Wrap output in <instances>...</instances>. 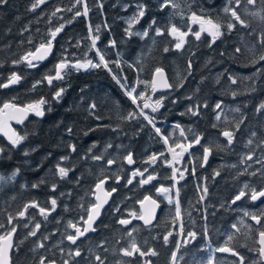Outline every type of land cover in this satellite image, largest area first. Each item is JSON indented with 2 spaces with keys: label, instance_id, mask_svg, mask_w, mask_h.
Here are the masks:
<instances>
[{
  "label": "trees",
  "instance_id": "1",
  "mask_svg": "<svg viewBox=\"0 0 264 264\" xmlns=\"http://www.w3.org/2000/svg\"><path fill=\"white\" fill-rule=\"evenodd\" d=\"M84 1L88 7L87 16L75 15L76 11H84L82 0L79 4L76 0H44V3H38V0H7L6 4L0 5V84L6 83L13 73L21 76L17 86L0 88V107L4 103L27 105L41 99L47 101L43 106L45 115L42 118L32 116L23 127L18 128L19 133L26 137L22 143L13 146L0 137V148L4 149L0 152V173L9 176L17 172L14 180L0 187V225L6 229L9 225L7 217L13 218L12 224H17L19 235L22 234V249L37 247L39 239H45V233H48L47 241L51 242V231L61 230L63 233L68 229L69 218L78 219L86 215L94 202L96 183L110 177V184L117 186L118 166L130 151L134 152L135 160L143 168L145 176L147 165L143 162L149 157L148 153L150 156L152 152L158 154L160 183H166L169 179L171 184L172 170L166 165L169 156L161 135L168 137L174 146L179 139L173 135L184 138L181 128L178 126L173 132L164 123H184L189 126L184 121L196 118L189 111L190 108L195 109L190 106L195 103V90L190 81L196 79L199 57L215 56L211 62L226 66L224 56L249 55L259 59L264 54L261 44L264 38V20L261 19V15H264V0H256L255 5L251 4L253 7L259 6L262 13L258 17L249 13L247 20L251 27L247 35L241 30L238 32L240 38L229 35L217 45L206 47H200L193 41L181 50L173 47L166 36H158L153 28L148 27L152 19L159 28L171 22V10L161 8L160 4L164 3L162 0H121L120 21H116V0ZM187 1L192 6L191 11H202L209 17L210 13L225 12L224 9L231 6L230 0ZM33 4H37L35 9ZM137 4L145 6V15L131 28L128 19L136 15ZM246 5L245 0H240L238 10L242 13ZM234 7L237 8L236 3ZM61 25L64 26L63 30L52 41L53 54L48 60L38 63L37 67H29L23 61L14 63L51 39L50 33ZM142 30H148V35H136ZM94 35L99 36V39L92 47L91 37ZM112 42H115L114 45ZM165 48L169 51L165 52ZM237 48L240 49L239 53L235 51ZM97 50L109 61L107 68L101 66L78 71L71 67L66 70L68 74L63 80H54L49 85L44 79L46 75H55V66L63 59L71 63L93 59L98 63ZM221 56L223 60L216 59ZM190 62L191 68L188 67ZM159 67L168 71L173 80V90L156 94L162 106L152 112L151 108H143V99L150 95L149 83ZM107 69L123 82L126 90L138 86L136 95H144L138 97L137 102L147 114L155 117V126L160 128L161 134H157L142 116L126 119L130 112L138 113L140 110ZM190 70L193 74L188 78L186 71ZM211 71L213 67H209L208 73ZM185 82L187 86L180 88ZM33 85H36L35 88ZM61 87L66 91L57 100L54 93ZM205 87L215 89L210 83L205 84ZM92 104L96 105L95 109L90 107ZM212 107L215 109L211 111L206 107L208 115L217 111L216 106ZM231 108L237 109L235 106H221L226 111ZM240 111L241 118L245 115L252 119L260 117L259 111L252 106L243 110L240 107ZM73 145L75 151L72 150ZM95 156L102 159H94ZM62 157L67 159L62 160ZM109 160L114 161V167L108 165ZM58 164L68 169V175L63 179L58 174ZM225 183L222 182L224 188H221L220 179L219 186L223 189V196L229 199L238 192V188L235 184L228 187ZM53 185L56 186L54 191ZM117 197L114 196L113 202ZM52 199L57 200V206L48 218L39 220L40 228L30 243L29 237L23 236L28 229L25 224L27 218L22 217V223L14 219L28 202L49 208ZM31 213H34V209ZM38 232L43 233L42 236Z\"/></svg>",
  "mask_w": 264,
  "mask_h": 264
},
{
  "label": "flooded vegetation",
  "instance_id": "2",
  "mask_svg": "<svg viewBox=\"0 0 264 264\" xmlns=\"http://www.w3.org/2000/svg\"><path fill=\"white\" fill-rule=\"evenodd\" d=\"M172 1L174 5L177 2L186 6L188 12L195 11L197 14L209 17L202 11H191L192 6L187 0ZM234 4L235 1L230 0L231 6L229 7L235 8ZM247 6L248 4L243 7L242 13L238 10L239 8H236L246 26L234 21L229 12V15L222 10L216 14L210 13L212 18H209L222 25L223 34L216 39L215 43H212L207 32L202 33L199 40L193 34L188 33L184 38V46L193 41H196L200 47L217 45V42L229 35L233 38H235L234 36L240 38L238 32L241 30L244 31V35H247L251 27L247 20L249 18V6ZM169 7H171L170 4L165 8ZM115 9L116 21H120L121 0L118 2L116 0ZM218 20L228 21L227 23L233 22L236 26L229 31L226 28L227 24ZM197 23L199 24V22ZM166 26L168 24L161 28L163 35L174 47V41L166 34ZM152 28L155 32L157 26L153 25ZM213 57L215 56L202 55L199 57V65H196V79L193 82L190 81L195 90V103L190 106H193L197 111L196 118L184 121L190 124L189 126L184 123H164L169 125V129L173 132L180 126L184 137L182 139L180 136L173 135L179 139L174 146L170 141H168V145L164 142L165 146L167 145L169 156L166 165L172 170V183L170 184L169 179L166 183H160L158 158L154 163H146L153 155L159 157L155 152H152L151 156L149 152L147 160H143V163L147 165L145 168L147 175L137 174L133 177L134 172L137 170L143 172V168L137 164L134 152L130 151L129 153H133L135 165L127 164L125 157L129 153L126 154L117 169L115 181L117 186L110 184V177L107 184L108 190H117L113 198L116 195L118 197L114 202L112 198L110 205L104 210L95 225L96 231L79 237L75 244L67 239L68 235H75V229L71 225L74 224L83 230L88 211L86 215L78 219L69 218L68 229L65 232L51 231L49 233L51 242L47 241L48 233H45V239L41 237L37 242V247L30 246L27 249H22L24 242H22V234L19 235V227L15 223L12 224L7 217L9 225L6 229L5 227L0 229V236L7 235L12 227L17 230L11 264L13 262L39 264L42 258H47L45 264H50V262L51 264H66V262L67 264H100V261L96 259L97 256L103 260L104 264H145V261H148L149 264H173V253L176 255L175 264H209V260L212 261V264H237L241 257H243L242 264H264V256L260 255V249L264 246L260 244L259 235L261 231H264V197L255 201L250 198L252 189L264 190V109H260V105L264 103V61H259L256 56L249 55L216 57L217 60H223V57L227 63L225 66L211 62ZM188 67L191 68V62ZM209 67H213L211 73H208ZM186 73L188 78L193 74L192 70L186 71ZM168 77L173 87V80L169 73ZM233 79L236 83L232 82ZM207 83H210L215 89L206 88L205 84ZM184 86H187V82L183 83L180 88L183 89ZM217 104H220L217 111L211 112V115L205 112L206 107L208 110H212L215 109L212 106ZM208 106L211 108L209 109ZM221 106H235L237 109L231 108L226 111L221 109ZM248 106L259 111L258 119H252L247 115L243 118L240 117V107L243 110ZM224 131L233 132L234 138L231 144H228L227 138L223 136ZM195 136L201 137L200 144H193L182 156L173 159V153L169 149L175 148V152L180 153L182 150L175 146L177 144L187 145L193 141ZM205 147L210 149L207 162L203 160ZM249 156L252 159H248ZM110 167H114V164ZM174 168L177 170L175 179L173 178ZM181 172L183 173L182 179L180 178ZM148 175L155 178L148 184L141 185L140 181L146 179ZM0 176L7 177L1 173ZM8 177L7 179L10 180ZM129 179H132L131 184L127 182ZM220 179L221 188H224L222 182H226L224 185L228 187L235 184L238 192L231 195L229 199L225 198L223 189H220L219 186ZM246 184L248 188L244 187ZM160 188L170 190L167 195L171 197V203L165 198V194L157 191ZM205 188L207 192L204 191ZM241 190L245 191L246 195L233 203L235 196ZM146 196L151 197L158 205L155 207L156 214L149 225H145L144 221L132 216V213L137 215L141 213L142 208L139 202ZM202 196L203 199H201ZM177 201L180 206L179 218L176 216ZM33 203L35 202L26 204L29 207L24 218H28V211L31 213V210L34 209V211L40 212L39 209L43 207L38 203H35L38 205L37 207H31ZM94 203L95 198L92 204ZM246 212L249 215H245ZM52 213L53 211L49 215L47 213L46 218ZM252 216L259 217L260 222L257 223V220L252 219ZM121 219H128L131 223L121 225L119 223ZM14 220H20L22 223L20 216ZM181 224L183 225V234L180 232ZM233 225L236 227L234 228ZM169 232L172 235L165 243L164 236ZM189 232L196 234L194 239L187 235ZM42 234L40 232L38 235L42 236ZM229 236L232 237L231 240H229ZM28 237L31 243L33 236ZM133 242L142 251H155L156 255L143 257L138 253L133 256L123 255V249H130ZM41 244L43 247H40ZM221 247L231 248L237 255H233L231 252L217 251ZM25 250L28 252L25 253ZM76 250L80 251L79 256H75Z\"/></svg>",
  "mask_w": 264,
  "mask_h": 264
},
{
  "label": "snow or ice",
  "instance_id": "3",
  "mask_svg": "<svg viewBox=\"0 0 264 264\" xmlns=\"http://www.w3.org/2000/svg\"><path fill=\"white\" fill-rule=\"evenodd\" d=\"M245 2L247 4H255L256 0H245ZM7 0H0V5L6 4ZM38 3H44V0H38ZM76 3L79 4L81 3V0H76ZM235 3L237 5V8L240 4V0H235ZM169 4H172V0H164V3L162 4V7H167ZM173 7H175V5H172ZM37 7V4H33V9H35ZM84 11L83 13H81L80 11H76L75 15L76 16H80V15H84L87 16L88 14V7H87V3L85 2L84 5ZM71 10V9H69ZM57 11H59V9H57ZM224 11L226 13L230 12L231 17L234 21L238 22L241 25H245L244 20L241 19L240 15L238 14V11L236 8H232V7H226L224 9ZM53 15H55V13H53ZM145 15V6L143 4H137V13L136 15L133 17L132 20L129 21V26H131V24L135 21L138 22L140 18L144 17ZM253 15H260V13H253ZM191 19L194 22H199L200 24V29L199 31H195L193 33V35L195 36V38L197 40H199L201 38V34L204 32H207L209 36L212 37V43H215L216 39H218L223 33H222V25L220 23L217 22H213V20L211 19H204L203 17H198L195 13L192 14ZM261 19L264 20V15H261ZM156 24V21L153 20L150 24H149V29L152 28V26ZM235 23L233 22H229L226 25L227 30L231 31L234 27H235ZM246 26V25H245ZM63 25H61L60 27L56 28L54 31H52L50 33L51 39H49L46 43H41L40 46L38 48H36L35 52H29L26 55H24L23 57H21L20 60L14 61V63H20L21 61L26 62L27 65L29 67H37V64H35L33 61H40L45 59L51 52H52V48H53V44L52 41L56 38V36L58 35V33H60L63 30ZM89 31L91 33V26L89 27ZM97 31H99V29H97ZM169 34L178 37V42L175 44L176 49H181L184 46L185 43V37L188 35L187 32H182L180 31L175 25H172L170 29H168ZM156 35H163V30L159 27H157L155 29ZM131 34V33H130ZM136 35H142V36H147L148 35V30H145L143 33H136ZM92 47H95L96 45V40L99 39V36H92ZM113 45L115 42H112ZM261 44L262 46H264V38H262L261 40ZM211 46V45H210ZM165 52L169 51L168 48L164 49ZM237 53L240 52V49L237 48L235 50ZM97 52L99 53V50H97ZM259 61H264V54L260 55L259 57ZM259 61H255V62H259ZM109 64V61L105 60L103 55H99V62L98 63H93L92 60H86V61H77L74 64H71V67H74L76 69H87L88 67H93V68H99L101 66L107 68ZM118 64V62H117ZM70 66V62L67 61L66 59L61 60L60 63H58L55 66V75H46L44 77L45 80H47V83L49 85L53 84L54 80H63L64 77L68 74L66 71H64L65 69H68ZM110 70V69H109ZM156 74L158 76L161 77L162 79V86L165 88H170L172 87V85L168 84L166 80H163V69L161 68H157L155 70ZM114 79H117L115 76L113 77ZM21 77L15 73H13L10 78L8 79L7 83L4 84H0V88H7L10 85H14L16 83H18L20 81ZM126 79V78H125ZM233 83H236V81L233 79L232 80ZM40 83V82H37ZM117 83H120V80L117 79ZM36 85H33V87L35 88ZM182 86V85H181ZM121 87H125V85L121 84ZM152 87L153 89H155L157 87V81L155 79H153L152 81ZM66 91L65 88L61 87L59 88L55 93H54V98L55 99H60L62 98L63 93ZM136 92L135 88H132L131 90L127 91V95L132 99V102L135 104L136 100L138 97H143V93H138L137 95H133V93ZM47 103L46 100L41 99L33 104L30 105H26L23 108H19L17 107L15 104L13 103H4L3 107L0 108V131H3L4 134L8 137L9 141L11 142V144L13 146L19 145L23 140L26 139L25 136L23 135H19L17 134L14 130H12L8 123L7 120H11V119H17L18 122H22V118L28 113V112H33L36 116L38 117H43L45 115V110L43 108V105H45ZM92 109H95L96 105L92 104L90 106ZM137 107H140L139 105H137ZM151 107L152 112H156L158 111V109L161 107V101L157 100L156 103L154 105H149L147 103H145L143 105V108H149ZM143 108L140 109V111L137 112H130L128 114V117H126V119H135L138 116H142L143 119L145 121L148 122V124L152 125L155 128V131L157 134H161V130L160 128L155 127V117L150 116L149 114L145 113L143 111ZM216 108L219 109L220 108V104L216 105ZM6 109H12L13 111L11 112H7L5 113ZM260 109H264V103H262L260 105ZM189 111L192 112L193 115L198 114L196 110L194 109H189ZM217 119H219V117H217ZM238 127V125H237ZM69 132H71V129H69ZM223 136L227 138V142L228 144H231L233 142V138H234V134L231 131H224ZM85 135H87V133H85ZM181 135H183V132H181ZM200 140L201 137L199 136H195L193 141L188 143L187 145L184 144H177L175 147L176 148H180L182 151L180 153H176L175 152V148H170L169 151H171L173 153V159H176L177 156H182L184 152H187L192 146L193 144H200ZM164 142L167 144L168 143V137H164ZM249 143H251V141H249ZM94 146V145H93ZM72 150L75 151V146H71ZM4 149L0 148V152H3ZM210 154V149L205 147L204 148V155H203V160L205 162H207L208 156ZM94 159H102V157L100 156H95L93 157ZM157 156L153 155L149 158V161H146V163H154L157 160ZM62 160L67 159V157H62ZM125 159L127 160L128 164H133L134 160L132 157V154L129 153ZM248 159H252L251 156L248 157ZM113 163L112 160L108 161V164L111 165ZM57 170H58V174L59 176L63 179L64 177H66L68 175V169H66L65 167H61L59 164L57 165ZM145 172L147 171V169L144 170ZM176 172L177 170L174 168L173 169V178L175 179L176 176ZM137 174H139L140 176L144 175V172H141L139 170H137L136 172L133 173V177H135ZM218 175V173H217ZM155 177L152 175H148L146 179H142L140 181L141 185L144 184H148L150 181H152ZM180 178H183V173H180ZM119 179V178H117ZM105 180H100L99 183L96 184V189L103 191V185L105 184ZM129 184L132 183V179H129L127 181ZM38 185H33V187H37ZM55 185H53V191L55 190ZM245 188H248V185L246 184L244 186ZM115 189H112V192H114ZM157 191L162 192L163 194H165V198L169 200V203L172 202V199L169 195H167L169 193V189L168 188H160L157 189ZM205 192H207V189H204ZM112 192H105L104 193V199H101L99 196L96 197L97 199V203L92 204L91 207L88 210V215H87V219L84 221V223L87 225L86 227L83 228V230H81V228L77 227L76 225H71L74 229H75V235H68L67 239L69 241H71L73 244L76 243L77 239L83 235H85V233H87L90 229H92V225L96 219V217H98L100 215V210L103 207V205L105 203H107V197L111 196ZM178 195V192H177ZM246 195L245 191L241 190L239 192V194H237L234 198V200L232 201L233 203H236V201H239L242 197H244ZM260 197H264V190H260L257 191L256 189H252L251 191V199L253 201L257 200ZM201 199H203V196L201 197ZM145 202H150L151 206L148 209H144V205ZM141 204V208L142 211L139 215H137L136 213H132V216L134 218L140 219L144 221L145 225H149L152 222V219L154 218V208L158 207L157 203L155 200H152L151 197H145L144 200L139 202ZM38 205H36L35 203H33L31 205V207H37ZM57 206V200L56 199H52L51 200V210L46 209L41 207L39 209L40 213L42 215H45L49 212V211H54L55 208ZM29 206H25V209L23 211H20L18 213V215L20 217H23L27 211V208ZM118 211V209H117ZM245 215H249L247 212L245 213ZM176 216L177 218L180 217V206H179V202L177 201L176 204ZM13 218L9 217V221L11 222ZM252 219L257 220V223L260 222L259 217L257 216H252ZM119 223L121 225H127L129 223H131L130 220L128 219H121L119 221ZM0 227H4V225H0ZM40 225L36 224L35 228L39 229ZM233 227L235 228L236 225H233ZM94 230V229H92ZM135 230V229H133ZM16 228L12 227L11 230L8 232L7 235L5 236H0V264H9L8 261V252L9 250L12 248V235L13 233H15ZM180 232L181 234H183V225H180ZM29 235L35 236L36 232L35 231H31L29 233ZM129 235H131V233H129ZM172 235L171 232H169L167 235L164 236V241L165 243L168 242L169 237ZM188 236L192 237L193 239L195 238V233L189 232L187 233ZM260 244L262 246H264V231L260 232ZM232 237L229 236V240H231ZM40 247H43V244L40 245ZM177 247H179V245H177ZM217 251L219 252H231L233 255H237V253L235 251H233V249L228 248V247H221L218 248ZM139 254V256L143 257L146 255H156L155 251H142L136 244L135 242L132 243L131 248L130 249H123V255L125 256H133L134 254ZM80 255V251L76 250L75 251V256H79ZM260 255L264 256V247H261L260 249ZM47 258H42L39 261V264H45V260ZM96 259L98 261H100V264H104L103 260H101V258L99 256L96 257ZM172 260H173V264H175V260H176V255L175 253H173L172 256ZM243 261V257L240 258V261L237 262V264H242ZM51 264V262H50ZM67 264V262H66ZM145 264H149L148 261H145ZM209 264H212V261L209 260Z\"/></svg>",
  "mask_w": 264,
  "mask_h": 264
},
{
  "label": "rangeland",
  "instance_id": "4",
  "mask_svg": "<svg viewBox=\"0 0 264 264\" xmlns=\"http://www.w3.org/2000/svg\"><path fill=\"white\" fill-rule=\"evenodd\" d=\"M83 2H82V4L84 5V3H85V1L84 0H82ZM162 4L163 3H161V7H162ZM174 3H173V1H172V4H170L171 5V7H169L170 8V10H171V23H168V26H166V34L167 35H169V37H170V39L172 38V40L174 41V47H175V44L178 42V37H176V36H173V35H170L169 34V31H168V29H170L171 28V26L172 25H175L180 31H182V32H187V33H191V34H193L195 31H199V29H200V25L197 23V22H194L192 19H191V17H192V14L193 13H195V12H188V9L186 8V6H184V5H182V4H179V3H177L176 2V5H175V7H173L172 5H173ZM255 5V4H254ZM248 6H249V8H248V11H249V13H260V15H261V13H262V10H260L259 9V6H256V7H253V6H251V4H248ZM247 6V7H248ZM163 8H165V7H163ZM261 8V7H260ZM198 17H203L204 19H210L209 17H204V16H202V15H200V14H197V13H195ZM260 15H253V17H258V16H260ZM134 17V16H133ZM133 17H131V18H129L128 19V24H129V21L130 20H132L133 19ZM212 20V19H211ZM140 22V19H139V21L138 22H133L132 24H131V26H129V27H133V26H135V23H139ZM214 22V21H213ZM140 31V30H139ZM144 31L142 30V33H143ZM92 38V37H91ZM210 38L212 39V37L210 36ZM91 42H92V39H91ZM176 48V47H175ZM182 49V48H181ZM181 49H178V50H181ZM97 57H98V59H99V55H101L100 54V52L98 53L97 52ZM87 60H92L93 61V63H97V62H95L93 59H87ZM84 61H86V60H84ZM77 61H75V62H70V66H69V68H71V64H74V63H76ZM81 62H83V61H81ZM72 68H74V67H72ZM93 67H88L87 69H83V68H81V69H76L75 68V70H78V71H88V70H90V69H92ZM67 69H65L64 71H66ZM110 71V70H109ZM111 72V71H110ZM112 74V73H111ZM113 76H115L114 74H112ZM116 77V76H115ZM117 78V77H116ZM118 79V78H117ZM117 79H115V81L117 82ZM119 86H121V84H123V82H120V83H117ZM124 85V84H123ZM149 85H150V87H151V93H150V95H148L147 96V98H145V99H143V101H144V104L145 103H147V104H149V105H154L155 103H156V101L157 100H160V98L159 97H157L156 96V94H158V93H155L154 92V89H153V87H152V81H150V83H149ZM125 91H126V94H127V91L128 90H126V88L125 87H122ZM135 88V87H134ZM137 88H138V86L136 85V90H137ZM133 95H136V93H133ZM128 96V95H127ZM129 97V96H128ZM130 98V97H129ZM131 99V98H130ZM132 100V99H131ZM151 101H153V102H151ZM161 101V100H160ZM35 103V102H34ZM33 104V103H32ZM136 106L137 105H139L138 104V102H137V100H136ZM28 105V104H27ZM44 106V105H43ZM162 106V105H161ZM149 108H151V107H149ZM141 109V108H140ZM144 111V110H143ZM145 112V111H144ZM146 113V112H145ZM156 127V126H155ZM19 132V131H18ZM19 135H21L20 133H18ZM164 137L165 136H163L162 135V139H163V142H164ZM24 141V140H23ZM22 141V142H23ZM21 142V143H22ZM166 144V143H165ZM168 145V144H167ZM166 145V146H167ZM16 146H18V145H16ZM16 174H17V172H14V173H12L11 174V176H9L10 177V180L9 179H7V177H3V176H0V184H2V183H7V182H9V181H11V180H14L15 179V177H16ZM8 177V178H9ZM51 203V202H50ZM46 208H48V207H46ZM49 209L51 210V207H49ZM52 211H49L48 212V215L51 213ZM28 218L26 219V226L28 227V229H26L27 231H25V233L23 234V236H24V238H27L28 236H32V235H29V233L31 232V231H35L36 233H37V231H38V229H36L35 228V225L36 224H39L40 225V221L39 220H41L42 218H43V220L48 216L47 214H46V216L45 215H42L40 212H38V211H34V213H30L29 211H28ZM19 216V215H18ZM17 216V217H18ZM29 231V232H28Z\"/></svg>",
  "mask_w": 264,
  "mask_h": 264
},
{
  "label": "water",
  "instance_id": "5",
  "mask_svg": "<svg viewBox=\"0 0 264 264\" xmlns=\"http://www.w3.org/2000/svg\"><path fill=\"white\" fill-rule=\"evenodd\" d=\"M39 47V46H38ZM37 47V48H38ZM54 48V47H53ZM53 48H52V52L45 58V59H43V60H40V61H33L35 64H38V63H42V62H45L46 60H48L51 56H52V54H53ZM36 50V49H35ZM35 50H33L32 52H35ZM25 64H27L26 62H24ZM159 68H161V69H163V80H166L167 81V83L168 84H170V85H172L171 84V81H170V79H169V77H168V73H167V71H166V69L165 68H163V67H159ZM108 70V69H107ZM109 71V70H108ZM110 72V71H109ZM110 74H111V72H110ZM18 75V74H17ZM112 75V74H111ZM21 77V76H20ZM112 77H114L113 75H112ZM153 79H155L156 81H157V87L154 89V92L155 93H164V92H167V91H170V90H172V88L173 87H170V88H165V87H163L162 86V79H161V77L160 76H158L157 74H156V72L154 71V73H153V76H152V81H153ZM21 80V79H20ZM115 80V79H114ZM20 82V81H19ZM19 82L18 83H16V84H14V85H10L9 87H7V88H10V87H14V86H17L18 84H19ZM7 83V82H6ZM13 104H15L17 107H19V108H23V107H25L26 105H23V104H19V103H13ZM28 105H30V104H28ZM3 107V106H2ZM2 107H0V108H2ZM44 108V107H43ZM139 108V107H138ZM139 110H140V108H139ZM11 111H13L12 109H6L5 110V113H7V112H11ZM36 117V118H42V117H38V116H36L33 112H28L23 118H22V122H18L17 121V119H11V120H7V123H8V125H9V127L12 129V130H14L17 134L19 133L18 132V130H17V128H19V127H21L22 125H24L31 117ZM0 118H3V117H0ZM0 137L1 138H3L5 141H7L8 143H10L11 144V142L9 141V139H8V137L4 134V132L3 131H0ZM132 154V157H133V153H131ZM133 160H134V158H133ZM126 162H127V160H126ZM114 164V162L111 164V165H109V166H112ZM127 164H128V162H127ZM129 166H133V165H135V162L133 163V164H128ZM102 180H105L106 182H105V184L103 185V191H100V190H97L96 189V185H95V187H94V198H95V203H97L98 201H97V199H96V197L97 196H99L101 199H104V193L105 192H112V190H108L107 189V184L109 183V181H110V178L109 177H107V178H104V179H102ZM100 181V180H99ZM99 181L97 182V183H99ZM96 183V184H97ZM117 192V190L115 189V191L114 192H112V194H111V196H109V197H107V203H105L104 205H103V207L101 208V210H100V215L98 216V217H96V219H95V221H94V223H93V225H92V229H94V230H92V229H90L87 233H85V235H87L88 233H90V232H95L96 231V229H95V225H96V223L100 220V218H101V216H102V214H103V212H104V210L110 205V203H111V201H112V198H113V195L115 194ZM94 203V204H95ZM91 207V206H90ZM151 207V204H150V202H145V205H144V209H148V208H150ZM156 214V212H155V208H154V215ZM143 221V220H142ZM87 225L85 224V227H86ZM16 232H17V230L15 231V233H13V235H12V248L9 250V252H8V261H9V264H11V261H12V252H13V249H14V246H15V244H14V239H15V235H16ZM85 235H83V236H85ZM83 236H81V237H83Z\"/></svg>",
  "mask_w": 264,
  "mask_h": 264
},
{
  "label": "bare ground",
  "instance_id": "6",
  "mask_svg": "<svg viewBox=\"0 0 264 264\" xmlns=\"http://www.w3.org/2000/svg\"><path fill=\"white\" fill-rule=\"evenodd\" d=\"M16 178V177H15ZM29 232V231H28Z\"/></svg>",
  "mask_w": 264,
  "mask_h": 264
}]
</instances>
